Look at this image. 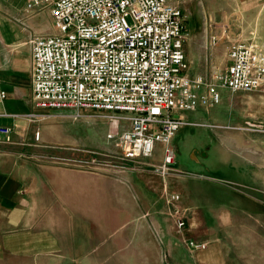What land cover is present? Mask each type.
<instances>
[{
	"label": "rangeland",
	"instance_id": "rangeland-1",
	"mask_svg": "<svg viewBox=\"0 0 264 264\" xmlns=\"http://www.w3.org/2000/svg\"><path fill=\"white\" fill-rule=\"evenodd\" d=\"M172 3L184 15L190 75L211 80L225 73L233 44L254 43L264 50V0ZM24 4L0 0V8L12 15ZM36 14L38 29L50 23L48 32H54L49 12ZM220 91V105L183 113L187 124L172 141L175 159L166 173L159 170L160 143L149 159L123 160L124 117L95 110L45 112L34 105L36 121L24 138L0 140V170L39 197L54 196L52 182L60 174L98 180L102 202L106 192L122 197L121 186L128 184L138 202L140 193L149 202L145 218L161 237V264H264V95ZM191 241L207 247L194 251Z\"/></svg>",
	"mask_w": 264,
	"mask_h": 264
},
{
	"label": "built area",
	"instance_id": "built-area-1",
	"mask_svg": "<svg viewBox=\"0 0 264 264\" xmlns=\"http://www.w3.org/2000/svg\"><path fill=\"white\" fill-rule=\"evenodd\" d=\"M25 8L48 11L54 28L31 37L33 105L45 112L124 117L119 148L125 161L153 157L160 143L159 170L166 173L175 159L172 141L187 124L184 112L220 105L221 89L264 95V50L254 43L233 44L225 73L211 80L189 74L184 15L172 0H26ZM12 134L0 128L8 143ZM177 223L182 229L186 219ZM189 245L194 251L207 247Z\"/></svg>",
	"mask_w": 264,
	"mask_h": 264
},
{
	"label": "crops",
	"instance_id": "crops-1",
	"mask_svg": "<svg viewBox=\"0 0 264 264\" xmlns=\"http://www.w3.org/2000/svg\"><path fill=\"white\" fill-rule=\"evenodd\" d=\"M17 12L0 8V128H11L13 140L24 138L36 121L30 41L50 28L38 29L39 14L25 4ZM79 178L60 174L52 182L54 196L39 197L0 170V264H161V237L145 218L147 199L139 192L138 202L124 183L122 197L106 192L102 202L100 182Z\"/></svg>",
	"mask_w": 264,
	"mask_h": 264
}]
</instances>
